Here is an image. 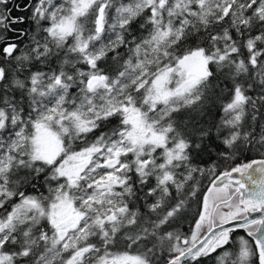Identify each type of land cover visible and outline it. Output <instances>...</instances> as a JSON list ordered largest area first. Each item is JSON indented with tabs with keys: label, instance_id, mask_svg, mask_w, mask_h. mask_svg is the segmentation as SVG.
I'll list each match as a JSON object with an SVG mask.
<instances>
[{
	"label": "snow or ice",
	"instance_id": "snow-or-ice-1",
	"mask_svg": "<svg viewBox=\"0 0 264 264\" xmlns=\"http://www.w3.org/2000/svg\"><path fill=\"white\" fill-rule=\"evenodd\" d=\"M209 260L264 264V0H0V264Z\"/></svg>",
	"mask_w": 264,
	"mask_h": 264
},
{
	"label": "trees",
	"instance_id": "trees-1",
	"mask_svg": "<svg viewBox=\"0 0 264 264\" xmlns=\"http://www.w3.org/2000/svg\"><path fill=\"white\" fill-rule=\"evenodd\" d=\"M16 14H18V13H16L14 11L13 15H16ZM253 158H259V156H258V154L256 152H253V153H251L249 155H246V156H244V157H242L240 159H237V160L233 161L232 163L233 164H240V163H243V162H250L251 159H253ZM203 183L205 184V186L207 185V181L206 180ZM198 195H199V193H198ZM195 211H196V207L194 205L193 209H192V212L194 213ZM190 224H191V215H190V218L187 221L183 222L182 230L187 231ZM234 236L237 237V238L240 237V236H244L246 239H250V238L247 237V234L244 231H242V230H238L236 233H234ZM209 264H211V260H209Z\"/></svg>",
	"mask_w": 264,
	"mask_h": 264
}]
</instances>
